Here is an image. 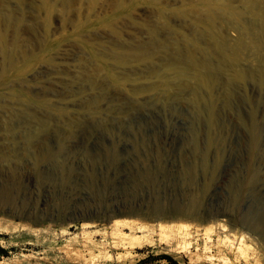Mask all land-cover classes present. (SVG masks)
Here are the masks:
<instances>
[{"label": "rangeland", "instance_id": "374dc122", "mask_svg": "<svg viewBox=\"0 0 264 264\" xmlns=\"http://www.w3.org/2000/svg\"><path fill=\"white\" fill-rule=\"evenodd\" d=\"M161 256L264 264V0H0V264Z\"/></svg>", "mask_w": 264, "mask_h": 264}, {"label": "bare ground", "instance_id": "6f19581e", "mask_svg": "<svg viewBox=\"0 0 264 264\" xmlns=\"http://www.w3.org/2000/svg\"><path fill=\"white\" fill-rule=\"evenodd\" d=\"M157 227H158V231H159V234L161 237H164L166 235H171L174 234V232L172 231H175L176 234L177 233H180V234H184L185 232H182V228L184 230H186V228L189 226V224L185 223V221H182L180 224L178 223H174L172 221H169V222H158L157 224ZM210 227L209 225L207 226H204V228H208ZM212 228V227H211ZM201 229V228H200ZM238 239V243L240 244V242H242L243 240V236L240 234L236 237ZM235 239V238H234ZM236 242V241H235ZM242 244V243H241Z\"/></svg>", "mask_w": 264, "mask_h": 264}, {"label": "trees", "instance_id": "16d2710c", "mask_svg": "<svg viewBox=\"0 0 264 264\" xmlns=\"http://www.w3.org/2000/svg\"><path fill=\"white\" fill-rule=\"evenodd\" d=\"M161 257L167 258L169 260L170 264H176L174 260L169 259L167 256H161Z\"/></svg>", "mask_w": 264, "mask_h": 264}]
</instances>
